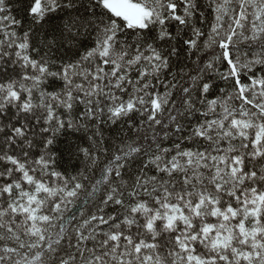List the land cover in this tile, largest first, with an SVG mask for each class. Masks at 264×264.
Returning <instances> with one entry per match:
<instances>
[{
    "label": "snow or ice",
    "instance_id": "snow-or-ice-1",
    "mask_svg": "<svg viewBox=\"0 0 264 264\" xmlns=\"http://www.w3.org/2000/svg\"><path fill=\"white\" fill-rule=\"evenodd\" d=\"M0 264H264V0H0Z\"/></svg>",
    "mask_w": 264,
    "mask_h": 264
}]
</instances>
